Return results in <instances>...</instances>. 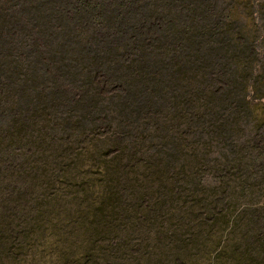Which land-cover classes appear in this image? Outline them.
<instances>
[{
    "label": "trees",
    "instance_id": "1",
    "mask_svg": "<svg viewBox=\"0 0 264 264\" xmlns=\"http://www.w3.org/2000/svg\"><path fill=\"white\" fill-rule=\"evenodd\" d=\"M241 9L264 0H0V264H264Z\"/></svg>",
    "mask_w": 264,
    "mask_h": 264
},
{
    "label": "rangeland",
    "instance_id": "2",
    "mask_svg": "<svg viewBox=\"0 0 264 264\" xmlns=\"http://www.w3.org/2000/svg\"><path fill=\"white\" fill-rule=\"evenodd\" d=\"M239 16L242 18V20H244L245 22H250L251 24H249V29L252 30V33H256V29L257 27H263L264 26V11L262 13H254V12H251V13H248L246 12L245 10H240L239 11ZM254 19H255V22H254ZM257 26V27H256ZM259 118H263L264 117V114H263V111L262 110H259L258 111V114ZM32 261H28L24 264H53L51 262H48L47 261H42V262H38V263H31ZM13 263V262H12Z\"/></svg>",
    "mask_w": 264,
    "mask_h": 264
}]
</instances>
